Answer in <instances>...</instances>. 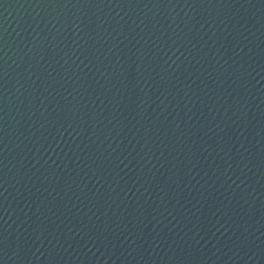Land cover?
<instances>
[{"label":"water","instance_id":"water-1","mask_svg":"<svg viewBox=\"0 0 264 264\" xmlns=\"http://www.w3.org/2000/svg\"><path fill=\"white\" fill-rule=\"evenodd\" d=\"M0 264H264V0H0Z\"/></svg>","mask_w":264,"mask_h":264}]
</instances>
